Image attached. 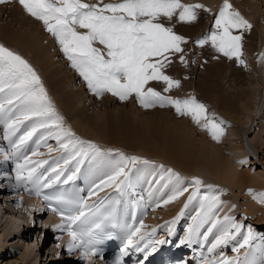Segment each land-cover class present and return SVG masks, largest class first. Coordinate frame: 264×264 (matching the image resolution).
I'll return each mask as SVG.
<instances>
[{
    "label": "rangeland",
    "instance_id": "1",
    "mask_svg": "<svg viewBox=\"0 0 264 264\" xmlns=\"http://www.w3.org/2000/svg\"><path fill=\"white\" fill-rule=\"evenodd\" d=\"M221 1L224 2V0H221ZM83 2L87 4H97L102 7L103 4L105 3H110V2L119 3V0H107V1L105 0H83ZM228 2L231 4V0H228ZM4 4H6V2ZM20 6L23 7L22 5ZM232 9H234L233 6H232ZM7 11L8 10H6V12ZM22 11H24V14L29 17V14L26 12L24 8ZM195 12H196V19L192 21H180L178 20L179 19L178 14L173 16L171 20H169V18L167 17L161 16L158 18L157 21H155L158 23H162L165 27L171 28L172 31L175 32L177 35H180L185 38V42H182L180 45L182 51L177 52L175 54L176 56L172 54L173 53L172 51H170L165 54V56L167 57L166 60H163L162 57L153 58V59H162L163 66L161 68V71L165 75L171 77L172 79L175 78L174 80H178L181 83H179V86L168 88V84L165 81L154 80V81H149L145 85L144 90L147 91L148 88H153L157 92H160V94L163 92L164 94L162 93V96L166 97V94L170 93L171 95H169V97H174L175 95V96H179V97H176L177 99H182V100L187 99L185 97L189 98V97L194 96L196 100L205 104L206 108L209 107L210 103L212 104L214 102L213 98L217 96L218 105L216 107L212 106L214 109V116L216 117L217 121H218V118H221L225 121H229V124H231L230 126L227 124H222V128L224 130L223 135H225L224 136L225 140L220 145V149L222 151L221 155L224 161L228 160L231 166L233 165L234 167L235 164L237 163V158L241 159L239 160L241 161L239 165L237 164L238 165L237 171H239L245 177H254L255 179H257L258 182H260L259 184L261 186H264V68L262 69V64L264 63V59L261 58V54H264V14L263 12L259 11L257 13L256 19H254L255 23L254 22L250 23L251 26L253 27V30L257 34L258 42L257 41L255 42L256 43V49H255L256 53L248 51V49L246 50L247 46H245V43L249 35L248 33L251 28L250 29L243 28V32L239 34L242 37L240 41L241 43L240 59L243 60V63H240L239 61L237 62L235 61V56L229 57V56L222 55L223 53L218 51L217 48L212 45V42L210 40L204 43L203 45L197 43L198 40L204 38L205 36H210L212 31L215 30V26L212 25L214 22V19L212 17L213 14H210L208 12H203L202 15H199L197 11ZM2 14H4L1 18L2 21L5 22L9 20V18H7V20L5 19L6 13H0V16ZM31 17L32 16L30 15L29 18L32 19L39 26L38 27L39 31H41L39 36L43 34L41 38H39L42 40L43 44H45L48 47V43H50L52 37L55 38V40L53 39L51 41L54 43V47L49 46L50 54L53 55L52 61L54 62V64L57 67L63 68V73L65 75L69 74V72L67 71L71 67L70 70L72 71V74H75L77 77L76 84H74L73 82H69L68 84H70L69 88L72 89L73 91H79L77 93L76 98H77L79 106L82 107L83 110L79 108L81 109V112H79L77 116L83 117L82 121L83 122L85 121L86 125L83 124L84 126H78L76 124L78 122L72 119V121L74 120V124H75L73 132L80 139L95 143L97 146H99L101 150L106 148L105 150H102L106 153H109V150H111V152L108 155L102 158H98L96 160L85 158L84 162L81 165H79V168L82 167V170L84 172L82 173L80 172L78 176L81 178V180L83 181L85 185H86L87 179L89 178L93 179L94 181L97 180L93 184V189L91 190V192L96 188L97 185L100 184V181L106 179L107 176H109V175H106V176L104 175L105 176L104 177L102 175L103 178L101 177L98 178L99 176H101L99 174H101L102 172H105V174L110 172L109 174H111V167L113 164L112 163L110 164L109 160L110 159L115 160V161L118 160L119 159L118 153H123L125 156H128V157L136 156L140 158L136 162L135 167H133L131 164H128L127 166L128 168L126 169V171L131 169L132 180H133V176L135 175V172L136 174L138 172H144V174H148L150 173L149 170L153 169L155 170L153 172L154 174L155 172L160 171L161 165L163 166V169L170 168L174 172L179 173V175L184 180L183 182L184 185H189V184L191 185V183L189 182H192L193 178H198L195 175H200L202 176L203 185H213L214 191H212V194L219 195L221 201L224 202L220 206L218 211L221 212L223 210L222 207L228 206V209H226V213L229 210L233 212V214L230 215V217L233 218V222L235 224L240 225L239 231H237L235 228H232L230 226L228 227L225 224L218 225L217 228L220 227L218 228V230L220 231L221 230L223 231V229L225 230V228H227L226 230L232 234L231 238L233 237L234 240L232 241V240L227 239L228 244H225L226 246L223 245L224 249L227 250L228 252L218 251V250L213 253L207 252L206 254L207 256L205 260L207 262H212V263L217 261L219 264H221V261L224 258L223 257L224 255L225 256L234 255V252H232L234 247H235V250H237V254H236L237 259L238 257L241 258L242 256L249 254L250 250L255 245V243L256 244L258 243L260 245L259 250H260L261 255L264 254V211H263L264 204L260 202H257L258 203L257 204L254 201L255 195L251 196L249 193L244 192L243 189L238 190L235 187H232L230 184H227V182L215 179V177L210 174L207 175L206 171L203 168L196 167V171H195L196 174H194L192 171L190 173L186 171L183 172L182 170L175 168L170 163L167 164V162L162 161L159 158L158 159L152 158L149 154L142 152L143 149H141L140 147L139 148L137 147V145L142 146L140 145L141 143L138 144V142L135 140V138L132 135V133H139L140 131V127L136 123L126 124L124 126L119 125L118 126L119 129L115 128L117 130L122 131L124 134V136H121V138L119 137L116 140L117 142L120 141L121 143L120 145L122 146V147H118V149L114 147V144H112L111 142H107V141L104 142L96 137L94 138L95 132L98 133L99 130L100 132L101 130L115 131L113 130V128H110L114 122L109 121L110 120L109 119L108 120L109 123L105 122L103 124L99 121L100 119L94 118V113L100 116V113L103 112V115L106 114L107 117H110L109 115L112 114V112L117 111V110H122V111L130 112L132 117H134L135 119H144L146 114L143 116L142 115L138 116L135 114L136 112H131L132 110L130 109V104L133 103L132 106L137 110H144L146 108H142L143 106L141 105L139 100L136 98L134 93L131 96H129L127 100H121L119 97L114 96L111 93L108 94L109 92L107 93L108 95L102 94L103 96H100V97L97 96L94 92H92L88 88L87 82L80 75L79 71L72 66V63L67 58L66 54L64 55L62 46L60 45L56 37L46 30L45 25L43 24L42 21H39L38 19L34 17L31 18ZM243 18L246 19L247 15H244ZM175 20L179 24L174 22ZM246 20L248 21V19ZM7 26L9 28L11 27V29L19 27L18 25H13L11 23L10 25L7 24ZM27 27L29 28L31 26L28 25ZM77 30L81 32L87 31L86 29H84L83 31V29L79 28L78 26H77ZM232 31H233V35L237 33L235 29H233ZM54 41H56L57 44ZM98 44L99 43L97 44L95 43L94 46L101 47ZM5 46L10 47L11 45L5 44ZM102 50L106 56L107 50L105 51L104 49ZM181 56H183L184 58L183 61L181 60ZM251 56L252 58L254 56L253 62H249L247 59V57L250 58ZM63 63H65V65L68 68H64ZM238 70H241V71L244 70V72L241 74H238ZM165 89H168V90L165 91ZM189 90L192 92L190 93ZM236 91L237 93L239 91L243 92L242 96H244L245 98L243 101H245L246 98L248 97L250 98V100L247 101L249 102L250 109L247 111H244V113H240L237 117L238 118L237 120L235 119L232 120L228 117V115H230V113L232 112L236 113L237 110L228 107L227 104H224L223 100L226 99L225 97L227 96L226 93L231 94V96L234 98ZM186 94L187 95L193 94V95L186 96ZM90 97L93 99L94 102H92V99L90 100ZM210 97H211V100H210ZM108 100L109 101L112 100L113 103H111V101L109 102ZM122 104H125V105L127 104V105L125 106V108L117 109V107ZM167 105H170V104H167ZM151 108L152 107H150L149 109ZM55 109H56V106H55ZM160 109H164V108H160ZM154 110L156 111L157 109L154 108ZM144 111H147V110H144ZM168 113L172 114L173 117L177 115L178 118L185 119V121L188 122L187 126L190 127V129L194 131L193 133L196 135L197 139L201 137H204L206 140L212 139V135L209 131L201 132L199 130L197 123L193 121L190 115H185V116L179 115L176 112V110L171 111V109L169 110ZM59 114L64 119H67L60 109H59ZM147 117H151V115ZM153 117L156 119H159L158 117H155V116ZM177 117H176V120L178 119ZM64 119H63L64 125H66L67 128H70L72 126L71 125L72 122L68 119L67 120H64ZM96 122L101 124V129H98V131L96 127L94 126L95 125L94 123ZM22 127L16 133V135L12 138H16L17 136L24 135ZM25 128L27 132L28 129L30 128V125L28 124V122H26ZM3 129L4 127H2V124H0V138L1 136L5 137ZM38 132H44V131L41 129V130H38ZM162 133H163L162 130H157L155 127L153 128L151 127L145 131H141V134H137L135 137L139 138V136L141 135L140 136L141 138H139L140 140H143L145 138H150V137L159 138L161 137V135H163ZM33 138L34 137H32L31 140H28L26 142V144L22 147L23 149L20 153H13L15 150L14 148L12 150L5 151L4 147L0 143V147H1L0 148V264H97V262L95 263L94 260L87 259L85 261H82L77 256V254H74V253L69 254L66 252L65 246L68 248V243L70 242V239L68 238L66 234H62L61 232H58L55 235L52 234V230L57 229V228L61 229V227H59L61 225H59V223L55 224L54 220L52 219L50 215L48 216L44 212H42L43 208L39 205V203H37V201L35 200L33 196L26 197L23 194L14 196L10 194V192H8L10 190V188L8 187H9V183L11 180V173H9L6 170V165L9 164V167L12 169V172L16 174V169H15L16 165L18 163H23L24 162L23 158L25 156H27L30 160L33 159L34 161H37V160L40 161L43 159L47 160L48 163L44 164V167L42 169V171L45 172L44 174L46 175H51L52 173V170H47L49 164L50 163L52 164L55 161L56 163L57 162L59 163L58 160H61L58 168L65 169L64 173L65 172L70 173L71 172L70 170L72 168L75 169L77 167L75 161L70 162L68 165H65L64 162H62L65 159H68L69 156H68V153L59 146V143L57 142L56 139L48 138L47 142L40 141L39 146H40V149H42L40 150L39 146L37 145L38 140H36V143H34L35 147L32 146V141L34 142ZM109 140L110 139L108 138V141ZM180 140L181 138L177 136V137L170 138L169 142H172L174 144L179 143L180 145V142L184 141V140H181V141ZM160 141H163V139H160ZM49 142L51 145L49 144ZM124 145L125 146L129 145V147L131 146L133 149L125 147ZM46 146H49L52 149L51 150L52 155H50L49 157H47L46 153L44 152V150L49 149V147H46ZM124 148L127 150H125ZM34 151L39 154L32 155ZM5 154H7L8 156L7 159L5 158ZM14 154L18 155L17 160L13 159ZM53 158L55 159L53 160ZM106 160H108L107 161L108 165L104 164L103 171L100 173L99 171H92V170L87 169L90 165L94 164L95 161L104 162ZM144 160H147V161L149 160L150 162L148 163L149 165H146L145 163H143ZM158 160H161V161H158ZM157 162H159V164ZM156 163L158 167L157 166L153 167L156 165ZM140 165H144L143 168H141L142 166L140 167ZM74 169H73V173L77 171V169L75 170ZM38 171L39 169L37 170V173ZM25 173L27 174V172ZM152 178L148 177V180H149L148 182H151L153 180ZM88 181L91 182L92 180H88ZM26 183L27 185H29L28 182ZM160 183L163 184V182L160 181L159 183L155 184L157 185L155 188H154L155 185H153V188L149 190V193L154 195L156 192H161L163 190L161 189L163 185ZM201 188H205V187L201 186ZM130 189L132 190V193L134 192L132 196L133 195L136 196L140 194V192L137 191V189L134 188L135 189L134 190L133 187H131ZM139 189L143 191V188L140 187ZM193 189L194 187H192L189 191L184 192V195L186 197L185 199L183 198L185 200L183 201L184 202L183 205L185 206V204L187 203L189 206L187 210L185 209L187 213L185 215L186 221H184L185 225H188V226L193 223L192 218L197 213L195 209V206L197 203L196 204L194 203L196 201L193 200L190 203L188 202V197L189 195H191ZM6 190L8 191L5 192ZM247 190L249 192L248 187H247ZM201 192H203V190ZM151 194L149 195L144 194L141 197L142 205L146 211L149 210L148 209L149 205L150 203H152V200L148 199L149 196L151 197ZM14 197L20 200L19 203H15V204L13 203ZM252 200L255 202L256 205L254 204V202H252ZM226 202L228 203V205H226ZM160 205L159 204L156 205L155 208L157 210H160L161 209ZM183 205H182L183 207L182 209L185 208ZM253 206L254 207L256 206V207L252 208ZM155 208L151 212L149 213L147 212L146 214H144L145 217H147L145 228L154 227L158 224L160 225L164 224V226L167 227L169 223V219H171L172 217L163 219L161 220L162 222H155V221L150 220L149 216L154 210H156ZM217 214L222 220L223 213L222 214L217 213ZM228 215L229 214L227 213V216ZM188 217H190V220L188 219ZM206 225H204V227L200 229L199 234H200L201 240L205 239L203 233L207 231L208 226ZM184 230H186V227L184 228ZM214 230L208 235V237L209 238L214 237L213 240L214 239L216 240L218 236L222 235V232H220L217 236H214L213 235ZM249 230H251L252 235H251V238L248 239L247 244L245 243L244 244L242 243L241 245L238 244V241L235 240L236 239L235 234L241 231L249 232ZM210 245L208 249L210 248ZM24 253H25V256H22V254ZM262 259L259 257L257 259H254L249 264H261V262H263ZM232 260L235 261V259H232Z\"/></svg>",
    "mask_w": 264,
    "mask_h": 264
},
{
    "label": "snow or ice",
    "instance_id": "2",
    "mask_svg": "<svg viewBox=\"0 0 264 264\" xmlns=\"http://www.w3.org/2000/svg\"><path fill=\"white\" fill-rule=\"evenodd\" d=\"M3 2L5 0H0V3ZM19 3L29 15L42 21L46 30L56 37L72 66L79 71L87 82L88 88L97 96L109 92L121 100H127L135 93L136 98L145 108L154 107L157 103L161 107L170 104L179 115H190L197 124H200L202 119H207L208 123L201 126L209 130L213 139H220L223 128L216 122L215 116L208 117L206 105L196 100L195 97L184 100L173 99L161 96L153 88L144 90L145 85L154 80L165 81L168 88L179 86L180 83L165 75L161 68L163 60L167 59L166 53L182 51L180 45L185 42V38L155 21L161 16L171 19L177 14L180 21H192L196 19L194 9L203 8V5L184 4L181 0H121L119 3H105L102 7L97 4L84 3L83 0H19ZM231 8L232 5L228 0H224L215 19V30L210 36H205L197 43L203 45L210 40L212 45L225 56H235L240 63H243L240 59L242 37L233 35L232 30L250 29L252 26L239 12L230 11ZM77 26L87 31H78ZM97 42L105 46L106 56L101 49L94 46ZM154 57H162L163 60L153 59ZM261 58L264 59V54H261ZM183 59L181 56L182 61ZM63 119L56 111L33 66L19 53L0 43V124L4 125L5 138L11 140L21 126L26 125V122L30 125L29 130L12 144L17 152L41 129L44 130L45 135H41L37 145L39 146L40 141L48 137H54L59 146L68 153L69 158L64 160V164L68 165L75 161L77 171L85 158L96 160L111 152L109 150V153H106L95 143L77 137L71 128L64 126ZM51 150L49 148V151ZM38 154L35 151L32 153V155ZM118 155L119 159L111 167L112 174L100 181V184L96 186L98 189L102 190L104 187L115 185L117 190L123 191L125 188L132 187L131 169L128 171L125 169L128 164L135 167L140 158L128 157L123 153H118ZM5 158H8L7 154ZM23 160V163L16 165L17 184L31 182L33 188L25 190L35 191L37 195H41V189L49 187L52 180L38 175L37 167L47 164L48 161H33L27 156ZM143 163L150 162L144 160ZM160 168L164 171L160 181L167 180L168 183L174 182L175 184L173 194L163 201L167 204L182 196L188 189L180 187L184 180L179 173L170 168L163 169L162 165ZM52 171L56 172L57 169L53 168ZM64 171L65 169H60L55 179L58 180ZM25 172L27 176L24 175ZM68 179H72V176ZM191 183L194 189L188 197L189 203L199 195L201 186L210 190L214 188L213 185H203V181L199 178H193ZM91 194L94 195L95 192ZM254 199H259L264 203V193L254 196ZM223 203L219 195L205 193L200 196V208L192 218L193 223L188 226L186 238L188 242L198 235L200 229L206 224L209 227L203 233L205 239L214 228L224 223L239 231L240 225L235 224L232 217L226 215L221 220L218 216V210ZM80 206L87 207L83 203ZM187 206L186 203L185 208ZM182 214L183 210H181ZM82 218L87 219L83 212L67 217L69 229L72 224ZM172 223H175V220ZM136 231L139 232V229ZM231 235L226 229L223 230L222 235L216 238L208 251L212 252L217 245L226 243ZM251 235V230H249L245 244ZM70 236L71 240L68 243L70 251L76 248L81 249V258L85 260L90 255L97 254L91 233L78 234L76 231H70ZM129 243H132L131 239ZM223 264H237V261H224Z\"/></svg>",
    "mask_w": 264,
    "mask_h": 264
},
{
    "label": "bare ground",
    "instance_id": "3",
    "mask_svg": "<svg viewBox=\"0 0 264 264\" xmlns=\"http://www.w3.org/2000/svg\"><path fill=\"white\" fill-rule=\"evenodd\" d=\"M105 1H107V0H105ZM220 1L221 0H181V2L184 3V4H200V5H203L204 6L203 8H196V9H194V11H197L199 13V15H202L203 12H208L210 14H213L212 17L214 19V22H213L212 25H214V26H215L216 16L218 15L220 8L223 6V4L220 3ZM5 2H6V4H4ZM5 2L0 4V13H6V18L5 19L7 20V18H9V20L4 22L1 19L4 14H2L0 16V22H2V23H0V43H2L4 45L5 44L11 45L10 47H8L9 49L19 53L29 63H31L33 68L36 70L37 74L40 76L41 81H42V83H43V85H44V87H45V89H46V91L48 93V96H49L50 100L56 106V110H58L57 112L59 113V109H60L62 111V113L65 115V117L72 122V124H71L72 126L70 127L72 131H73L74 126H75L74 120H76L78 122V123H76L78 126H84L83 124L86 125V122L82 121L83 117L77 116V114H79V112H81V109H82V107L79 106L77 98H76L77 97V93L79 91H73L72 89L69 88L70 84H68L69 82H73L74 84L77 83L76 82L77 81L76 75L72 74V71L70 70L71 67L67 71V72H69V74L67 73L68 75H65L63 73V68L57 67L54 64V62L52 61L53 55L50 54V47L51 46L54 47V43L51 42V41L53 39L55 40V38L52 37V39H51L50 43H48V47H47L45 44L42 43V40L39 39L43 35V34H41V36H39V34L41 33V31H39V28H38L39 26L32 19L29 18L30 15L28 17V16H26L24 14V11H22L23 7L20 6L21 4L19 3V0H5ZM119 2H121V0H119ZM206 2H208V3H206ZM231 2L235 3V6H234L235 7V11L240 12L243 16L247 15L246 19H248V22L250 21L249 23L254 22V19H256L257 13L259 11L263 12V14H264L263 0H231ZM260 3H262V4H260ZM259 4H260V6H259ZM6 10H8V11L6 12ZM230 11H234V10L230 9ZM106 14H108V13H106ZM169 20H171V19H169ZM176 20L174 22H176ZM10 23L13 24V25H18L19 27L11 29V27L9 28L7 26V24L10 25ZM177 24H179V23H177ZM28 25H30L31 27L28 28L27 27ZM24 27H26V28H24ZM235 30L237 31V33L235 35H239V34L242 33L243 28L241 30H237V29H235ZM83 31H84V29H83ZM248 34H249L248 35V39H247V41L245 43V46H247L246 50L248 49V51L255 52V49H256V43L255 42L258 39H257V34L253 30V27H251V29L249 30ZM54 42L57 44L56 41H54ZM98 45L101 46V47H97V48H99L101 50L104 49V51L106 50L104 45H100V44H98ZM172 52H173L172 54H174V55L177 53L175 51H172ZM64 55H65V53H64ZM222 55H224V54H222ZM247 59H248L249 62H253L254 56H253V58H252V56L250 58L247 57ZM235 61L236 62L239 61L237 59V57H235ZM63 64H64V68H68L65 65V63H63ZM235 68H236V66H235ZM263 68H264V63L262 64V69ZM243 72H244V70H242V71L238 70V74H241ZM235 73H236V71H235ZM168 74H170V73H168ZM68 79H69V81H68ZM80 90H81V88H80ZM193 90H194V88H193ZM210 90H212V89H210ZM191 92L192 91H190V93ZM107 93L105 92V93H103V95H106ZM162 93H161V96H162ZM242 93H243L242 91H239L238 93L236 91V93L234 95V98L231 96V94L226 93L227 96H225V97H226L227 100L226 99L223 100L224 104H227L228 107L237 110L236 113L232 112V113H230V115H228V117L230 119H232V120H234V119L237 120L238 119L237 117H238V115L240 113H244V111H247V110L250 109L249 102H247V101L250 100V98L248 97V98H246L245 101H243L245 98H244V96H242ZM108 94H110V93H108ZM103 95H100V96H103ZM134 95H135V93H134ZM169 95H171V94L170 93L166 94V97H169ZM191 95H193V94H189V95L186 94V96H191ZM176 97H179V96H175L174 95V97H172V98L177 99ZM185 98L188 99V97H185ZM91 99L92 98L90 97V100ZM213 99H214V102L212 104L210 103L209 107L207 108L208 117L214 116V109H213L212 106L216 107L218 105L217 96H215ZM210 100H211V97H210ZM110 101H111V103H113L112 100H110ZM92 102H94L93 99H92ZM157 104L154 107H152L153 109L151 108L152 110L149 109L150 107H148V109L147 108L144 109V110H147V111L137 110V109H135L132 106L133 103L130 104V109L132 110L131 112H136L135 114L138 115V116H140V115L143 116V115L146 114L144 119H135L134 117H132L130 112L122 111V110H117V111L112 112V114L109 115L110 117H107L106 114L103 115V112L100 113V116L98 114L94 113V118L100 119L99 121L101 123H103V124L105 122L109 123V121L114 122L110 128H113V130H115V131L101 130V132L99 130L98 133L95 132L94 138L96 137V138H98V139H100V140H102L104 142L105 141L111 142L112 144H114V147H116L118 149V147H122V146L120 145L121 144L120 141L117 142L116 140L119 137L121 138V136H124V134H123L122 131L117 130L115 128L119 129V127H118L119 125L124 126L126 124L136 123L137 125H139L140 131H139V133H132V135L135 138V140L138 142V144L141 143L140 145H142V146H138L137 145V147L138 148L140 147L141 149H143L142 152H144L146 154H149L152 158H157V159L159 158L162 161L167 162V164L168 163L172 164L175 168H177L179 170H182L183 172L186 171V172L190 173L192 171L194 174H196L195 173L196 167L203 168L206 171L207 175L210 174V175L214 176L215 179L227 182V184H230L232 187H235L238 190L243 189L244 192L249 193L251 196L252 195L253 196L254 195L258 196L259 194L264 193V186H261L259 184L260 182H258L257 179H255L254 177H245L239 171H237L238 165L241 162L239 160H241V159L237 158V163L234 166L235 168L233 167V165L231 166V164L228 162V160L224 161V159H223V157L221 155L222 151L220 149V145L225 140L224 139L225 135H223L224 133L220 136L219 140H215V139H213V137H212L211 140H206L204 137H201V138L197 139L196 135L193 133L194 131L192 129H190V127L187 126L188 122L185 121V119L178 118L176 114H175L176 116L173 117L172 114L168 113L170 109H171V111L175 110V108L172 105H167L166 104L165 106L161 107L159 103H157ZM126 105L125 104L119 105L117 107V109L125 108ZM79 108H81V109H79ZM142 108H145V107H142ZM154 108L157 109V110L155 111ZM160 108H164V109H160ZM149 115H151V117H147ZM153 116L158 117L159 119H156ZM176 117L178 119H180V120H178V119L176 120ZM67 119H64V120H67ZM72 119H74V120L72 121ZM221 121L223 123H221ZM224 121L225 120H223L221 118H218V121L216 120V122L219 123L221 127H222V124H227L229 126L231 125V124H229V121H225V122ZM117 123H119V124H117ZM206 123H208V120L207 119L206 120L202 119L201 123L197 124V126H198V128H199V130L201 132L209 131L207 128H204V127L201 126L202 124H206ZM63 124H64V122H63ZM94 124H95L94 126L96 127L97 131H98V129H101V124H99L97 122L94 123ZM64 126L66 127V125H64ZM2 127H4V125H2ZM25 127H26V125L24 127H22L23 134L26 133V128ZM151 127L152 128L155 127L157 130H162L163 131V133H162L163 135H161V137H159V138L158 137H156V138H151L150 137V138H145L143 140L139 139V138H141L140 137L141 135L139 136V138L135 137L137 134H141V131H145V130L151 128ZM86 128H87V126H86ZM41 135H45V132H38L37 131L33 135L34 142L32 141V146L35 147L34 143H36V140H40ZM177 136L180 137L181 140H184V141L180 140L181 141L180 145H179V143L174 144L172 142H169L170 138L177 137ZM19 137L20 136H17V139ZM48 138L52 139L54 137H48ZM48 138L46 140H43V141L47 142ZM108 138L110 139L109 141H108ZM17 139L11 138V140H9V139H6V140H9L11 142V144H13ZM160 139H163V141H160ZM138 140H140V141H138ZM41 144H42V142H41ZM49 144H50V142H49ZM49 146H46V147H49ZM125 147L133 149L131 146L129 147V145L125 146ZM21 149H20L19 152L14 150L13 153H20L22 151ZM39 149H40V146H39ZM105 149H102V150H105ZM40 150H42V149H40ZM125 150H127V149H125ZM44 152L46 153L47 157L52 155V153H51V151H49V149L44 150ZM54 159L55 158H53V160ZM161 160H158V161H161ZM107 161L108 160H106L104 162L95 161L94 164L90 165L87 169L88 170H92V171H99V173H100V172L103 171L104 164L108 165ZM59 162H61V161H59ZM62 162H64V161H62ZM114 162H115V160H112V159L109 160L110 164L111 163L113 164ZM157 163L159 164V162H157ZM157 163H156L155 166H153V165L152 166L153 167H156V166L158 167ZM57 164H58V162L56 163V161H55L54 163H52L48 167L50 169H53V168L56 167ZM146 165H149V164H146ZM143 166L144 165H140L141 168H143ZM146 171H148V170H146ZM149 171H150V173H148V174H144V172H138L136 174V172L134 171L135 175L133 176L132 187H133V189L134 188L137 189V191H139L140 194L136 195V196L133 195V197H135V198L132 199V200L133 201L135 200V202H137L138 205L139 204L142 205L141 197L144 194L145 195L151 194V193H149V190L151 188H153V185H155L157 183V181L160 182V177L164 173V171L161 168H160V171H157L154 174H153V172L155 170L151 169ZM109 173L110 172L105 174V172H102L101 174H99L101 176H99L98 178H100V177L103 178L104 175L106 176V175H111L112 174V173L111 174H109ZM57 174H59V172L54 173L53 176H56ZM69 176L74 177V176H76V174H75V172L73 173V171H71L66 176H64V178L69 177ZM195 176L198 177L200 180H202V176H200V175H195ZM148 177L149 178L153 177L152 178L153 180L151 182H148L149 181ZM121 179H122V177H121ZM54 180H55V178H54ZM87 181H86V185L89 182V181L88 182ZM162 182H163V184L162 183H160V184L163 185V186L161 185L162 186L161 189H163V190L161 192H156L154 195L151 194V197L149 196V198H148L149 200H152V203H150L151 207L148 208L149 209L148 211L143 209V207L139 208V206H137L135 204H132L131 205L132 207H128L127 208V214L133 216V221L134 222H136V223L139 222L140 217H141V211L140 210H142L143 212H148L149 213L158 204L159 205L161 204L160 205L161 209L157 210L155 208L157 211L154 210L151 213V215L149 216L151 221L158 222V221H161L163 219H167V218L173 217L177 213L180 216L181 215V210H183L184 216L186 215V213H187L186 210H187V208L189 206H187L186 208L182 209L183 208L182 205L184 203L183 201H185L184 199L186 197L184 194L182 196L178 197L174 201H171V202H169L167 204L163 203L164 200H167L168 197L173 194V191H174V188H175V184H174V182L173 183H168L167 180H164ZM189 183H191V182H189ZM165 184H167V187H164ZM191 185L190 184L189 185L181 184L180 187L181 188H187L188 191H189L192 187H194V185L192 183H191ZM156 186L157 185H155L154 188ZM140 187L143 188V191L141 189H139ZM247 187L249 188V190H251V192L250 191L248 192ZM111 188H115V185H112V186H109V187H104V188H102V190L101 189H97L95 191L96 194L93 197L95 198V197L99 196L102 192H104L106 190H110ZM202 190H203V192H201ZM212 191H214V190L213 189L210 190L208 188L206 189V187L200 189L199 195L194 199V201H196L194 203L195 204L197 203L196 206H195L196 211H198V209L200 208V196H202L205 193H208L209 195H213ZM131 195H130V197H131ZM35 200L37 201L36 198H35ZM88 201H90L89 198H88ZM254 201L256 203L260 202L259 199H255ZM254 201L252 200V202H254ZM33 202H35V201H33ZM255 202H254V204H255ZM37 203H39V202H37ZM260 203H262V202H260ZM226 205H228L227 202H226ZM255 207L253 206L252 208H255ZM222 208H223V210L221 212L218 211V213L219 214L223 213V215H222L223 217L225 215H227V213L229 214L228 216L233 214V212H231L230 210L226 213V209H228V206H224ZM258 212H260V211H258ZM185 218L183 219V221L179 225V229L181 227H183L182 231H184V228H185V226L183 225L184 221H186ZM52 219L54 220L55 224L59 223V225L62 226V224H61V222L59 220L55 219L54 217H52ZM188 219L190 220V217H188ZM170 220L173 221L174 218H171ZM224 224L227 225L228 227L230 226L227 223H224ZM224 224H222V225H224ZM186 226H188V225H186ZM206 226L209 227V225H206ZM218 228H220V227H218ZM218 228H214L216 230L213 229L214 230V233H213L214 236H217L220 232H223L222 230L221 231L218 230ZM225 229H227V228H225ZM248 234H249L248 231L238 232V233L235 234V236H236L235 240H237L238 244H240V245L242 243L244 244L245 243V238L248 236ZM66 235L71 240V237L68 235V233H66ZM213 238L214 237H210L208 239L207 251H208V247H209L210 243H211V245H210V247H211L213 242L215 241V239L213 240ZM229 240L233 241L234 238L233 237L231 239L229 238ZM171 241L172 240L170 239V242ZM225 244H228V243L226 242V243H221V244L217 245V247L213 249V252H215L217 250L218 251L228 252L223 247V245H225ZM259 247H260V245L258 243L257 244L255 243V245L252 247L250 252L248 251L249 252L248 255L246 254L245 256H242L241 258L238 257V259H237V255H236L237 254V250H235V247H234L232 252H234V255H236V256H234V255L233 256H230V255L229 256H225L224 255L223 256L224 258L222 259V261L226 260V261L231 262V261H233L232 259H235V261H237V264H249L254 259H257V258L260 257L261 259L263 258L262 259L263 262H261V264H264V254L261 255ZM22 256H25V253L22 254ZM233 257H235V258H233ZM88 260H93V258L91 256H89Z\"/></svg>",
    "mask_w": 264,
    "mask_h": 264
}]
</instances>
